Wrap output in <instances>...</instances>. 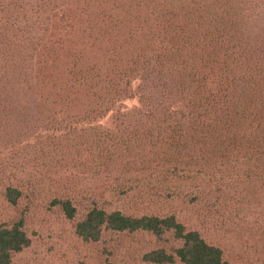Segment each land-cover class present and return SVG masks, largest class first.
Returning <instances> with one entry per match:
<instances>
[{"label":"trees","instance_id":"trees-1","mask_svg":"<svg viewBox=\"0 0 264 264\" xmlns=\"http://www.w3.org/2000/svg\"><path fill=\"white\" fill-rule=\"evenodd\" d=\"M24 4L0 0V117L23 98L70 127L78 165L103 180L52 197L67 218L82 209L75 234H169L176 246L145 260L229 264L201 234L238 226L264 258V0H57L55 36L30 51L7 22ZM0 186L14 205L41 184ZM27 243L21 219L0 224V264Z\"/></svg>","mask_w":264,"mask_h":264},{"label":"rangeland","instance_id":"rangeland-1","mask_svg":"<svg viewBox=\"0 0 264 264\" xmlns=\"http://www.w3.org/2000/svg\"><path fill=\"white\" fill-rule=\"evenodd\" d=\"M56 3L57 0H26L23 8L9 9L7 22L18 30L16 34L23 39L27 50L35 46L26 40L40 43L55 36L56 29L51 34L48 29L54 10L52 5ZM27 64L30 66L31 62ZM135 101L131 98L124 104L130 106ZM33 103L23 98L5 100L3 104L8 113L0 117V182L34 178L41 184L30 201L22 198L9 205L0 197V224L21 219L28 236L27 245L11 255L9 264H155L144 259L145 252L158 247L170 252L176 241L169 234L157 238L144 230H104L97 240H84L75 234L74 224L81 217L82 209L74 217L67 218L51 201L52 197L71 194L69 182L76 183V189H85L103 180L99 174H92L78 165L81 160L75 157L74 145L64 141L69 136L65 132L70 129L64 126L65 121L32 110L26 113L18 110L21 107L30 109ZM125 203L121 199L117 208L134 212L132 204ZM142 210L137 213H145ZM149 210L166 211L162 207ZM201 235L222 249L229 264H264V258L244 242L245 233L241 232V227ZM163 264L180 263L174 259Z\"/></svg>","mask_w":264,"mask_h":264}]
</instances>
